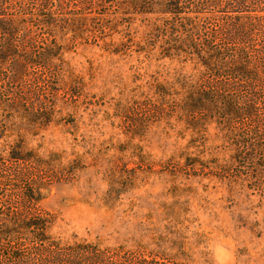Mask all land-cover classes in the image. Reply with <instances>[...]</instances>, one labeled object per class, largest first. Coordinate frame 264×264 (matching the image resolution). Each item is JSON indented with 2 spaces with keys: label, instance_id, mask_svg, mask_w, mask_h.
Returning a JSON list of instances; mask_svg holds the SVG:
<instances>
[{
  "label": "rangeland",
  "instance_id": "374dc122",
  "mask_svg": "<svg viewBox=\"0 0 264 264\" xmlns=\"http://www.w3.org/2000/svg\"><path fill=\"white\" fill-rule=\"evenodd\" d=\"M121 1L63 0L57 21L72 31L20 18L0 33V54L12 39L17 55L0 61V212L44 213L77 264H264V129L211 119L192 131L203 116L184 97L209 75L190 56L163 58L189 23L197 44L220 45L225 13L136 15ZM231 91L220 94L247 95ZM237 149L253 162L236 164Z\"/></svg>",
  "mask_w": 264,
  "mask_h": 264
},
{
  "label": "trees",
  "instance_id": "16d2710c",
  "mask_svg": "<svg viewBox=\"0 0 264 264\" xmlns=\"http://www.w3.org/2000/svg\"><path fill=\"white\" fill-rule=\"evenodd\" d=\"M198 1L122 0L119 7L123 13L125 11L136 15L159 13L164 16L170 15V18L189 12L206 14L210 6L224 12L223 23L214 33L215 40L220 36V45L208 34L205 36L206 40L197 44L195 33L192 32L194 27L189 23L188 27L192 30L187 31L188 34L183 40H174V43L164 50L163 58L190 56L194 64L203 71V78L209 75L210 81L206 83L210 86L204 92L192 93L194 90H191L186 92L184 97L188 116H203L196 126L191 125L192 131L203 127L199 126V123L203 124L211 119L215 121L222 119L227 130L252 120L256 121L255 125L258 128L264 129V112L259 114L257 111L258 106H264V0H203L204 4H195ZM62 2L63 0H9L7 3L6 0H0V33L4 36L13 35L20 25L17 22L20 18H34L46 28L62 30L67 28L72 31L71 27H75V24L68 25L66 21L62 23L57 21L62 16L57 15L55 11L64 10ZM202 6L206 8L202 10ZM189 7L191 11L188 10ZM210 17L213 16H208ZM3 45L10 48L11 53H1L0 61L6 62L9 58L17 57L13 52L16 44L12 39H5ZM50 59L43 54L37 58L35 64L46 66ZM24 60L27 64L33 62L30 57H24ZM225 90L231 93V90L235 92L244 90L247 95L224 98L220 92ZM258 96H262L263 102L256 100ZM239 120L241 122L234 123ZM257 133L258 131L251 134L257 137ZM231 136L232 139L236 138L233 141L240 146L239 149L242 148L245 142L238 132H232ZM234 142L231 144H235ZM252 147L262 149L250 145V149ZM232 158L240 165L242 159L253 162L255 156L247 153L244 157L237 149L233 152ZM4 179L0 176V190L5 188ZM24 200L33 206L36 198L30 192L24 194ZM50 227L51 220L37 209L28 210L17 206L0 212V264H77L67 259L69 256L67 249L52 240L49 235Z\"/></svg>",
  "mask_w": 264,
  "mask_h": 264
}]
</instances>
